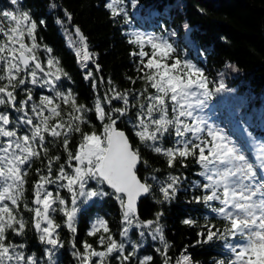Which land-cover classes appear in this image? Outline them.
Listing matches in <instances>:
<instances>
[{"label":"snow or ice","instance_id":"obj_1","mask_svg":"<svg viewBox=\"0 0 264 264\" xmlns=\"http://www.w3.org/2000/svg\"><path fill=\"white\" fill-rule=\"evenodd\" d=\"M10 2L18 5V0ZM122 3L123 0H110L105 7L113 18L123 14L127 23V13L119 7ZM137 3L132 0L133 7ZM37 27L30 12L21 11L19 6L15 11H0V106L5 109L0 111V264H38L35 254L26 255L25 243L9 239L24 237L29 228L42 244L49 246L44 251L48 264H57L54 257L63 247L58 231L62 228L73 236L72 255L78 264H153V256L139 255L142 244L129 237L133 227L141 229L142 238L145 229L152 239L159 237L162 249L156 251L162 264H171L172 257L167 255L170 245L159 223L163 213L158 212L154 220L139 219L137 200L150 193L153 184L138 175L140 149L133 146V139L120 129L118 121L131 125L139 144L164 156L169 168L175 167L177 160L187 167L183 161L188 158L200 166L198 175L204 182L194 181L192 187L202 194L193 199L210 209L220 226L205 217V224L198 226L201 230L196 233V243L219 241L223 255L213 264H264V154L258 173L228 134L203 115L209 101L225 91L223 81L210 89L202 69L175 55L176 48L163 35L130 31L126 33L127 42L134 50L129 57L137 76L128 80L132 84L140 81L142 87L125 91L112 87L103 100L97 98L95 119L102 127L85 132L82 125L89 123L85 117L88 109L77 102L71 90H60L62 77L68 75L60 61L50 56L41 62ZM76 34L83 61H88L93 54L87 51L79 29ZM44 51L50 54L52 49L45 46ZM91 75L88 72L85 79ZM34 89H47L51 95L41 92L37 99ZM21 92L24 96L18 100ZM114 101L120 106L106 110L104 104L111 106ZM7 109L20 115L13 120ZM76 134L79 141L73 149L71 141ZM165 142L169 146L165 147ZM49 145L63 149L62 163L61 155L49 156ZM35 161L45 167L35 169L37 179L32 181L29 200L26 186ZM143 163L147 165V161ZM150 179L159 186L162 196L157 203L176 197L179 177L169 174L163 181L152 175ZM90 182L95 183L94 188ZM51 186L54 190H50ZM62 190L68 194L67 200ZM104 197L114 199L120 206L122 239L114 237L107 219L97 216L86 235L95 237L98 247L84 240L81 251L75 243L81 206ZM24 213H30V219H25ZM56 213L62 214V223L57 222ZM182 223L197 227L193 219ZM186 253L187 249L182 251L175 264H192Z\"/></svg>","mask_w":264,"mask_h":264},{"label":"trees","instance_id":"obj_2","mask_svg":"<svg viewBox=\"0 0 264 264\" xmlns=\"http://www.w3.org/2000/svg\"><path fill=\"white\" fill-rule=\"evenodd\" d=\"M108 2L110 0H18V5H12L10 0H0V11H15L19 6L21 11L30 12L38 25L36 42L41 46L38 50L41 62H46L50 56L57 58L68 74L62 77L60 90H71L77 102L88 109L85 117L89 123L82 125L85 132L92 131L93 128L99 131L102 127V123L95 119L94 104L97 98L103 100L106 94H110L112 87L119 91L142 87V82L132 84L128 80V77L135 78L137 73L133 60L129 57L134 47L128 44L126 33L140 31L163 35L176 48L175 55L190 60L202 69L208 78L210 89L223 81L225 91L210 100L211 106L216 109L215 113L222 119L225 129L241 149L248 153L259 173L260 157L264 154V0H138L135 7L132 6V0H123L119 7L124 8L127 13V23L123 14L112 17L110 10L105 7ZM3 23L7 24V21ZM185 25L188 27L185 28ZM77 29L85 37L87 51L93 54L88 61H83V49L76 39ZM45 46L52 49L50 54L44 51ZM229 65L234 66L235 70ZM88 72L92 75L86 80ZM93 84L96 86L93 87ZM41 92L51 95L47 89H34L37 99ZM23 96L24 93L21 92L17 99H22ZM119 106L120 102L115 101L111 106L104 104L106 110ZM0 111H5L3 106H0ZM7 111L13 120L20 115L11 109ZM118 126L133 139V146L140 149L141 170L138 175L142 180L146 179L147 183L153 184V190L139 202V219L154 220L158 212L163 213L159 223L163 226L164 238L170 245L167 255L172 257L171 264H175V258L185 249L186 254L191 256L192 264H213L214 260L223 255L219 241L215 244L196 243V233L201 230L198 226L205 224V217L220 226L218 220L213 219L214 214L210 209L193 199L202 194L200 189L192 187L194 181L204 182L198 175L200 166L194 159L188 158L183 161L187 167L177 160L175 167L169 168L164 156L139 144L132 135L131 125L126 126L118 121ZM78 141L79 135L76 134L71 141L73 149ZM164 146H169V143L165 142ZM54 155H61L60 162H63V149L49 145V156ZM143 161H147V165ZM44 167V163L35 161L29 169L26 186L29 200L32 181L37 179L35 169L44 170ZM169 174L180 178L176 197L170 202L157 203L162 196L159 186L150 177L155 175L166 181ZM90 183L94 188V184ZM50 190H54V186ZM62 194L67 200V194ZM54 215L57 222L62 223V214ZM24 216L25 219H30L31 214L24 213ZM97 216L107 219L114 237L122 239L119 232L124 225L121 223L118 202L109 197L95 198L82 207L78 214L75 243L81 251V242L84 240L98 247L95 244L96 238L86 235L90 222ZM185 219L195 220L197 227L183 224ZM58 231L63 247L57 250L54 257L57 264H78L72 255V234L67 228ZM140 231L141 229L134 227L129 231L131 240L142 244L139 255H152L153 264H162L160 253L156 251L158 248L162 249L159 237L152 239L145 229V236L142 238ZM9 239L25 243L26 255L35 254L38 264H48L44 251L49 246L42 244L31 228L24 237L9 236ZM126 248L131 250L128 244ZM112 264L116 262L113 261Z\"/></svg>","mask_w":264,"mask_h":264},{"label":"rangeland","instance_id":"obj_3","mask_svg":"<svg viewBox=\"0 0 264 264\" xmlns=\"http://www.w3.org/2000/svg\"><path fill=\"white\" fill-rule=\"evenodd\" d=\"M76 37H77L76 39L78 40V45H80L79 44L80 37L77 34H76ZM70 40H71V38H70ZM72 46L74 47L73 44H72ZM74 49L77 50L76 47H74ZM211 105L212 104L209 101V108L205 109L203 115H205L208 118V120H209L210 123H213L215 126L222 128L225 131V133L228 134L229 138L231 140H233L234 143H236L237 147L241 149L242 147L239 145V143H237V141L234 139V137L231 136V134L225 129L222 119L217 115V113H215L216 112V109L213 106H211ZM241 151H242V154L246 155V157L248 158L249 162L252 163L251 160L249 159L248 153H245V151L242 150V149H241ZM92 183L94 184V187H95V183L94 182H92ZM62 193L67 194L63 190H62ZM67 196H68V194H67ZM89 202H91V201H89ZM87 204L82 205L81 206V209H82V207H84Z\"/></svg>","mask_w":264,"mask_h":264},{"label":"water","instance_id":"obj_4","mask_svg":"<svg viewBox=\"0 0 264 264\" xmlns=\"http://www.w3.org/2000/svg\"><path fill=\"white\" fill-rule=\"evenodd\" d=\"M138 167H139V166H138ZM105 187H106V186H105ZM109 190H110V189H109ZM147 195H148V194H144V195H142L141 197L138 198V200H137V207H138V205H139L140 200H142L143 198H145Z\"/></svg>","mask_w":264,"mask_h":264}]
</instances>
